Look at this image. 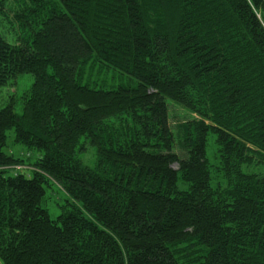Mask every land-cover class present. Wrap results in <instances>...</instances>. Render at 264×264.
I'll list each match as a JSON object with an SVG mask.
<instances>
[{"label":"trees","instance_id":"trees-1","mask_svg":"<svg viewBox=\"0 0 264 264\" xmlns=\"http://www.w3.org/2000/svg\"><path fill=\"white\" fill-rule=\"evenodd\" d=\"M0 16L22 21L0 32V90L33 76L0 108L1 264H264V0H0ZM168 100L195 115L175 133ZM11 130L34 160L5 151Z\"/></svg>","mask_w":264,"mask_h":264},{"label":"rangeland","instance_id":"rangeland-1","mask_svg":"<svg viewBox=\"0 0 264 264\" xmlns=\"http://www.w3.org/2000/svg\"><path fill=\"white\" fill-rule=\"evenodd\" d=\"M17 21V24L14 22L13 24L8 22L7 19L0 16V32L4 33L6 30L13 37L20 35L21 33V25L22 21ZM33 82V76L29 73L21 74L17 77V79L12 82V84L6 86L5 88L0 90V108L6 105L8 102H15V109L19 108L21 103V95L26 90V88L31 85ZM168 109H169V123L172 131L175 133L177 126L180 122L184 120L191 119L195 115L187 112L183 107L175 104L171 100L167 101ZM175 151L178 152L179 155L183 154V151L179 147V144L176 143L174 147ZM207 155L210 160L214 158L215 155V145L213 139L209 137L206 145ZM5 151L7 153L13 154H21L22 158H27V155L30 156V160L32 161L35 158L34 150H27L24 145L13 142V131L11 130L8 133V139ZM27 152V154H26ZM88 157L92 156V152L87 153ZM26 160V159H25ZM27 167V166H23ZM45 208L47 209L49 216L51 218H55L60 213L59 205L62 203V195L61 192L57 189L56 186H52L51 188H47V196H46ZM1 264V262H0Z\"/></svg>","mask_w":264,"mask_h":264}]
</instances>
